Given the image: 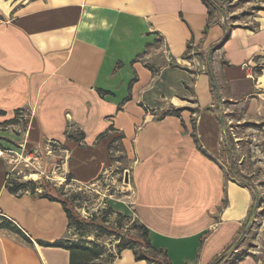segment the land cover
<instances>
[{"label":"crops","instance_id":"crops-1","mask_svg":"<svg viewBox=\"0 0 264 264\" xmlns=\"http://www.w3.org/2000/svg\"><path fill=\"white\" fill-rule=\"evenodd\" d=\"M227 1L0 0V149L32 159L38 184L56 166L76 189L128 174L103 206L145 230L149 262L123 249L113 264H211L250 220L221 159L227 112L264 119V11L231 26ZM10 170L0 156V264H70L62 204L13 194ZM236 254L220 264H264Z\"/></svg>","mask_w":264,"mask_h":264},{"label":"rangeland","instance_id":"rangeland-1","mask_svg":"<svg viewBox=\"0 0 264 264\" xmlns=\"http://www.w3.org/2000/svg\"><path fill=\"white\" fill-rule=\"evenodd\" d=\"M261 11H264V0H228L222 7V19L225 24L231 26L251 25ZM242 117L241 112L240 114L236 111L227 112L225 124L234 144L238 172L240 176L243 175L250 181L253 205L256 204L257 210L250 226L235 248L239 257L254 255L259 258L264 255V119L248 122L246 119L242 121ZM228 163V158L222 156L221 164L226 173H229L230 169ZM32 171L17 166L11 173L8 184L13 186L14 183L26 184L32 181L30 176ZM121 172L117 171L113 175L108 173L109 176L103 178L97 186L83 189L82 195L81 190L72 185L71 188L66 189L55 187L61 188L57 193L51 191L55 198L67 201L68 208L78 214L82 220L92 223L81 230L72 228L71 236L75 235L72 239L76 240L72 243L101 251V258L94 261L96 264H113L118 247L121 245L119 241L124 239L125 242H134L140 234L133 223L127 220L118 221L117 216L106 214V207L103 206V202L108 197L124 200L123 196L131 193V187L126 194L124 191L121 192L122 185L114 182ZM236 181L241 183L237 179ZM115 204L111 203L112 209L117 208Z\"/></svg>","mask_w":264,"mask_h":264},{"label":"trees","instance_id":"trees-1","mask_svg":"<svg viewBox=\"0 0 264 264\" xmlns=\"http://www.w3.org/2000/svg\"><path fill=\"white\" fill-rule=\"evenodd\" d=\"M204 3H206V0H202ZM179 111L174 112L176 115L178 114ZM77 135V133H76ZM81 137H83V135H80ZM66 138L67 139H72L74 138V134L72 133H66ZM193 139L196 143V147L198 150L202 151L201 146L199 145V141L196 138V133H195V129L193 132ZM203 152V151H202ZM223 153V157H225V159L228 158V167L229 169V173H227V175L229 176L230 180L232 181H236L239 180L241 181V183H239L240 186H244L246 188L250 189V181L248 180V178H246L245 176H240L239 172H238V166L236 165V161H235V148H234V144L232 142V139L229 136L228 130L226 129L225 132V143H224V148L222 150ZM69 179V178H68ZM30 185V187H29ZM41 188L42 193L37 194L40 198H47L51 201H55V202H60L62 204V207L64 209L65 214L67 215V218L69 220V226L70 228H74L75 230H81V228H86V226L91 225V222H85L84 220H82L80 218V216L78 214H76L74 211H72L71 209L68 208L67 206V201H63L59 198H55L52 194L51 191H54L55 193H57L58 189H64V187L61 186V188L56 189L52 184H50L48 181L46 180H42L41 183H36L33 181H30L26 184H20V183H14L12 187L9 188V191L14 193H17V191L19 190H24V191H30L31 194L37 193V189ZM56 189V190H55ZM77 195L79 196V193H77ZM82 195V192H81ZM74 197V196H73ZM106 214H112V211L110 208H106L105 210ZM125 218H127V216L122 215V214H118V221L120 220H124ZM2 226L8 228L9 230H12L10 223H2ZM139 231L141 232L140 235H138L135 239V241H137L139 243V238L142 239V241H145L147 246L149 245V243H147L146 239H145V230H141V228L139 229ZM130 241V242H125L124 239L120 240L119 242H121V245H119L118 247V251L116 254H118L121 250L123 249H132L133 250V254L135 256L136 260H147L149 262V259L146 257L145 254H141L140 252H137L134 248V246L137 245L136 242ZM235 243V241L233 242ZM233 243L224 251V253L219 256L216 257V259L211 263V264H220L223 261V256L225 253H227V251L230 249V247L233 245ZM54 247L58 248H64L66 250L69 251V258H70V264H96L94 263V261L98 260L99 258H101V251L100 250H92L89 249L88 246H81V244H77L73 247L69 246V245H65L63 243H55ZM160 251V250H158ZM160 252H157L155 254H159ZM160 264H167V262L165 260H163L162 263Z\"/></svg>","mask_w":264,"mask_h":264},{"label":"built area","instance_id":"built-area-1","mask_svg":"<svg viewBox=\"0 0 264 264\" xmlns=\"http://www.w3.org/2000/svg\"><path fill=\"white\" fill-rule=\"evenodd\" d=\"M56 147H59L57 144H51V147L48 151V154H50L52 151H53V148L55 149ZM0 156H5L7 158V160H9V163H10V166H11V170L9 173H12L13 170L17 167V166H22L24 169H31L33 170L32 173L30 174V176L35 173L37 170L35 169L36 167H34L33 165V162H32V159H30L28 156H25L23 155L22 152L20 153H17L15 151H10V150H2L0 149ZM53 173H58L59 174V177L56 178V180H51L52 177L50 178L46 173H43L41 174V177H43L42 179H45L46 181H48L50 184H52L54 187H64V189L66 188H71V180H68L65 176L61 175V172H60V168L59 166H56L53 170ZM108 173L110 172H106L103 177L101 178V180H103V178L109 176ZM125 175L126 174H122L120 176H118V178L116 180H114V182H119L122 187H121V192L124 191V192H127V188H128V185H130L128 182L125 183L124 180H125ZM113 178H111V181H112ZM100 180V181H101ZM120 180V181H119ZM33 182H35L34 179H32ZM53 181V182H52ZM99 181V182H100ZM99 184V183H97ZM93 186H97V185H92V186H87L85 188H91ZM126 187V189L124 190V188ZM84 188V189H85ZM83 189H79V191Z\"/></svg>","mask_w":264,"mask_h":264},{"label":"water","instance_id":"water-1","mask_svg":"<svg viewBox=\"0 0 264 264\" xmlns=\"http://www.w3.org/2000/svg\"><path fill=\"white\" fill-rule=\"evenodd\" d=\"M219 101H220V99H218ZM221 120H222V118H221ZM124 182L125 183H127L128 182V174L127 175H125V180H124ZM257 206H256V204H254L253 205V212H252V214H251V217H250V220H249V222H248V224H247V226L244 228V230H243V232L239 235V237H238V239H237V241H235V243H233V245L230 247V249L227 251V253L228 254H230V251H232L233 249H235V245L237 244V242H239V240H241L242 238V236H244V233L246 232V230H247V228L250 226V222H251V220H253V215H254V213H255V211H256V208Z\"/></svg>","mask_w":264,"mask_h":264},{"label":"bare ground","instance_id":"bare-ground-1","mask_svg":"<svg viewBox=\"0 0 264 264\" xmlns=\"http://www.w3.org/2000/svg\"><path fill=\"white\" fill-rule=\"evenodd\" d=\"M36 177H37L36 174H32L31 175V178H34L35 179Z\"/></svg>","mask_w":264,"mask_h":264}]
</instances>
